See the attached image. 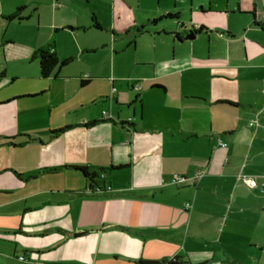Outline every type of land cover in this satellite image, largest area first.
Instances as JSON below:
<instances>
[{
	"label": "crops",
	"instance_id": "1",
	"mask_svg": "<svg viewBox=\"0 0 264 264\" xmlns=\"http://www.w3.org/2000/svg\"><path fill=\"white\" fill-rule=\"evenodd\" d=\"M65 1L0 0V39L11 22L6 16L17 9L19 16L24 10L39 18L43 7ZM119 2L127 14L147 15L137 0L134 10ZM198 4L200 13L210 7L209 0ZM172 5L164 17L146 16L140 27L133 21L140 33L148 26L155 31L154 49L157 35L170 37L172 54L154 53L122 92L114 79H103L115 108L108 110L112 120L102 118L103 106L93 107L96 97L108 100L96 91L76 96L60 122L35 127L0 116V241L11 244L18 262L165 264L177 257L182 264H264V27L253 8L239 48L178 54L175 48L195 32L179 24ZM89 12L90 28L107 25L105 10L92 5ZM56 19L55 29L86 23L78 15ZM48 44L61 54L53 41L41 46ZM87 77L84 86L78 78L79 87L90 84ZM7 78L0 64V107L49 89L14 91ZM67 125L49 138L50 130ZM64 165L121 167L99 176L104 190L91 192L82 174ZM196 172L193 183L172 182L174 174ZM240 175L253 177L256 186Z\"/></svg>",
	"mask_w": 264,
	"mask_h": 264
},
{
	"label": "rangeland",
	"instance_id": "2",
	"mask_svg": "<svg viewBox=\"0 0 264 264\" xmlns=\"http://www.w3.org/2000/svg\"><path fill=\"white\" fill-rule=\"evenodd\" d=\"M125 1L134 10L136 0ZM137 1L139 8L146 11L149 21L152 16L164 17L166 10H171L173 6V0ZM198 1L192 0L189 14V0H174L176 8L179 9V12H176L177 21L179 24L187 23L188 30L195 32L194 38L185 39L175 48L178 54H187L190 50L203 54L209 51L223 54L227 48H239L240 34L246 25L251 24L253 8L256 22L264 27V0H209L210 7H204L205 12L202 13L199 11ZM62 5L43 7L39 18L37 13L29 15L28 11L23 10L20 15L22 20L6 23L5 38L0 39V64L8 74L9 88L18 91L25 87L46 89L49 86V89L42 94L14 100L0 107L1 117H7L8 120L20 117L21 123L31 122L35 127L42 126L47 120L51 123L60 122L67 117L66 110L76 96H91L96 91V94L99 92L102 97H110L109 88L105 89L103 79H114L117 91L122 92L124 82L132 83L134 76L147 68L146 63L152 59L154 53L168 56L172 54L171 38L157 35L154 49L151 34L155 31L148 26L140 33L132 26L134 21L135 25L140 27L146 16L141 12L127 14L119 0H115L114 5L111 0H66ZM92 5L107 13V25H103L100 30L89 27L92 26L89 25V10ZM53 15H56V18L68 17L71 20L78 15L79 19H85L86 23H83V27L70 25L73 26L72 30L67 26L55 29L57 19L54 21ZM175 20L164 18L163 22L175 23ZM111 21L115 23V27L111 25ZM2 23L5 24L4 20ZM204 28L206 30H203ZM146 31L150 34H146ZM262 34L264 36V32ZM49 41L59 46L61 54L57 56L59 64L54 72L47 79H43L38 74L34 53L39 46ZM87 46L93 47L92 52L83 49ZM83 76H90L91 81L89 85L81 88L78 78ZM99 99L96 97V105L93 107L96 106V109L100 110L103 106L104 110L115 113L109 98L104 102H99ZM11 247V244L0 241V264H25L15 260L16 253Z\"/></svg>",
	"mask_w": 264,
	"mask_h": 264
},
{
	"label": "trees",
	"instance_id": "3",
	"mask_svg": "<svg viewBox=\"0 0 264 264\" xmlns=\"http://www.w3.org/2000/svg\"><path fill=\"white\" fill-rule=\"evenodd\" d=\"M18 13H19V9H17L16 12H14L10 15H7L6 20L7 21H13V20L20 19V16ZM176 38H178V37L176 36ZM34 56L37 60L39 75L42 78L49 77L50 74L53 72V70L59 64V60L55 56V54L53 52V47L50 44L39 47L37 49V51L35 52ZM88 79L89 78L87 76L82 77L79 81L80 86H84L87 83ZM108 120H112V119H108ZM68 127L69 126L67 125V126H64V127L58 128V129L50 130L49 131V138H53V137L59 135L60 133L64 132ZM120 167L121 166H111L110 165L108 167L98 168L97 171H87L85 167H80V166H75V165H64L63 166L64 169H74V170L79 171L82 174V176L88 181L89 190L91 192H93L94 190H97V191L104 190L103 186L100 185L99 174H97V172L104 174L106 171L116 170V169H119ZM161 263L182 264L181 261L177 260V257H174L173 259H170L167 261H161Z\"/></svg>",
	"mask_w": 264,
	"mask_h": 264
},
{
	"label": "built area",
	"instance_id": "4",
	"mask_svg": "<svg viewBox=\"0 0 264 264\" xmlns=\"http://www.w3.org/2000/svg\"><path fill=\"white\" fill-rule=\"evenodd\" d=\"M263 15H264V10H263ZM110 81H112V79H110ZM135 88L138 87V85H133ZM115 91V88L114 87H111V93H113ZM101 115H102V118L103 119H111L112 118V115L106 111V110H102L101 111ZM218 145L220 146H225V143L221 142V141H218ZM200 172H196L195 174H193L192 176H189V177H185V176H182V175H179V174H174L173 177H172V182L174 184H178V185H181V184H185V183H193L194 181H196L197 178L200 177ZM103 175V173H100L99 176ZM249 187H255L256 186V181L253 177L251 176H247V175H240L239 176ZM93 192H98L97 190H94ZM189 203H186L185 206L186 207H189ZM19 259H22V256L19 257Z\"/></svg>",
	"mask_w": 264,
	"mask_h": 264
},
{
	"label": "water",
	"instance_id": "5",
	"mask_svg": "<svg viewBox=\"0 0 264 264\" xmlns=\"http://www.w3.org/2000/svg\"><path fill=\"white\" fill-rule=\"evenodd\" d=\"M192 36H193V34L191 33V34L187 35L186 37H192Z\"/></svg>",
	"mask_w": 264,
	"mask_h": 264
}]
</instances>
